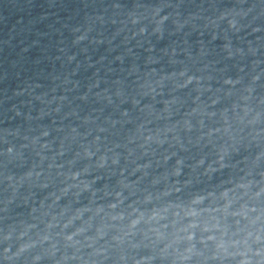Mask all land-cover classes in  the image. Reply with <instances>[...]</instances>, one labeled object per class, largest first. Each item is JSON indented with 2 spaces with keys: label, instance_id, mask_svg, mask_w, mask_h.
Returning a JSON list of instances; mask_svg holds the SVG:
<instances>
[{
  "label": "clouds",
  "instance_id": "9594fccd",
  "mask_svg": "<svg viewBox=\"0 0 264 264\" xmlns=\"http://www.w3.org/2000/svg\"><path fill=\"white\" fill-rule=\"evenodd\" d=\"M250 12L251 8L221 12L207 18L205 26L213 29L214 39L221 22L239 33ZM147 18L130 13L127 22L137 25ZM168 19L163 7L154 8L153 33H162ZM186 23L177 20V29ZM146 32L147 27L141 26L134 35ZM83 39L78 36L76 42ZM224 51L229 59L245 55V49H234L230 40ZM247 51L255 55L251 45ZM259 78L253 76L252 83ZM169 80L177 90L193 86L191 107L183 108L175 97L164 101L160 112L141 106L142 112L147 107L148 118L123 144L108 143L106 135L121 120L99 124L95 115L82 118V124L95 125L84 131L73 125L67 130L4 129L0 133L4 145L0 183L8 193L0 201L5 222L0 227V264H264V170H258L264 162V98L253 106L254 88L248 86L237 101L217 109L222 102L216 94L220 89L213 90L210 76L187 69L146 80L140 84L142 94H162ZM239 83L225 78L229 90L224 95L231 96ZM107 99L111 102V97ZM121 115L127 118L124 123L131 122L127 110ZM153 119L165 123L152 127ZM209 121L214 126L208 127ZM53 131L63 133L58 145L50 139ZM253 146L259 150L250 161L233 159L241 149ZM161 148L164 151L157 155ZM137 149L140 156L133 158ZM192 149L199 150V158L182 155ZM28 152L35 157L31 164ZM69 152L71 158L63 160ZM122 159L130 170L121 166ZM81 162L83 166L77 167ZM9 165L25 170L17 175ZM113 177L114 184L96 187ZM25 187H52V191L36 201L31 191L21 195ZM61 200L68 203L61 205ZM18 201L30 208L27 219L11 215V206H20Z\"/></svg>",
  "mask_w": 264,
  "mask_h": 264
},
{
  "label": "water",
  "instance_id": "95a60500",
  "mask_svg": "<svg viewBox=\"0 0 264 264\" xmlns=\"http://www.w3.org/2000/svg\"><path fill=\"white\" fill-rule=\"evenodd\" d=\"M157 7L169 14L160 34L153 33L150 23L151 13ZM240 8H251L241 21L245 28L233 33L226 22H221L214 39L213 29L205 26L207 18ZM130 13L148 18L132 25L127 22ZM194 16L199 19H192ZM177 20L187 22L183 29H177ZM141 26L147 27L146 34L134 35ZM78 36L84 39L76 42ZM227 40L234 49L244 48L245 55L229 59L224 51ZM249 45L255 49V55L247 51ZM185 69L211 77V87L214 91L219 88L216 94L222 97L217 109L237 101L248 86L254 88L251 103L255 106L257 99L264 98V0H0V133L4 129L67 130L73 125L84 131L95 125L82 124V118L95 115L99 124L106 119L121 120L106 135L108 143L123 144L136 125L148 118L147 107L160 112L164 101L173 97L182 102L183 108L191 107L196 94L193 86L177 90L169 80L162 94L154 97L143 95L140 89L146 80ZM255 75L260 78L253 84ZM228 77L240 80L231 89V96L224 95L229 87L223 80ZM117 92L121 95L117 96ZM208 95L205 93L204 98ZM107 97H111V102ZM134 100L139 103H133ZM141 106H147L145 111H140ZM124 110L129 113L130 123H124ZM175 118L179 119V114ZM164 123L153 119L152 127H162ZM212 126L214 123L209 121L208 127ZM62 136L63 133L53 131L50 139L55 138L58 145ZM3 147L0 144V149ZM258 150L254 146L247 151L241 149L233 159L248 157L250 161ZM163 151L158 149L157 155ZM26 155L29 164L34 162V154ZM182 155L199 158L201 153L192 149ZM139 156L137 149L133 158ZM69 158L71 152L62 159ZM143 159L139 162L143 163ZM3 165L4 158L0 157V171L4 170ZM82 166L83 162L77 164ZM121 166L130 170L123 159ZM9 170L19 175L25 168L9 165ZM258 170H264V162ZM51 179L55 182L54 172ZM105 183L114 184L115 177L99 181L96 187ZM5 187L0 183V201L8 195ZM30 191L34 200L41 201L52 187H25L21 195L28 196ZM17 203L20 206L11 208L30 210L21 201ZM67 203L60 201L61 205Z\"/></svg>",
  "mask_w": 264,
  "mask_h": 264
}]
</instances>
